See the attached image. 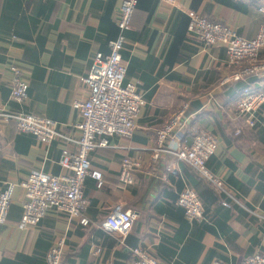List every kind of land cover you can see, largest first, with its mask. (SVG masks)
I'll use <instances>...</instances> for the list:
<instances>
[{
    "label": "crops",
    "instance_id": "obj_1",
    "mask_svg": "<svg viewBox=\"0 0 264 264\" xmlns=\"http://www.w3.org/2000/svg\"><path fill=\"white\" fill-rule=\"evenodd\" d=\"M122 1L0 0V114L49 119L64 136L76 139L74 127L81 119L72 103L87 97L81 79L97 54L109 53V43L119 34ZM262 2L177 0L170 6L138 0L121 58L124 84L135 85L145 105L129 139L110 137L109 147L89 155L90 169L101 174L103 183L98 187L95 180H84L86 226L48 211L36 226L18 229L24 201L20 184L33 170L70 174L59 161L64 150L76 148L62 139L42 144L19 132L15 120L0 116V191L14 185L7 220L0 225V264H45L47 251L62 238L61 264H132L136 249L162 264H242L251 255L264 256V106L255 128L230 118L244 89L258 93L264 86V72L221 86L223 78L245 65H228L224 47H206L187 31V13L195 12L250 39L262 21ZM12 65L28 86L22 104L10 98ZM184 105L177 138L163 148L190 145L200 130L214 135L217 147L207 169L224 191L170 153L160 151L153 158L157 131ZM125 157L140 163L127 187L118 182ZM186 188L202 204V221H188L176 203ZM117 204L136 215L123 242L100 227Z\"/></svg>",
    "mask_w": 264,
    "mask_h": 264
},
{
    "label": "built area",
    "instance_id": "obj_2",
    "mask_svg": "<svg viewBox=\"0 0 264 264\" xmlns=\"http://www.w3.org/2000/svg\"><path fill=\"white\" fill-rule=\"evenodd\" d=\"M174 6L177 0H158ZM138 0H123L120 7L117 28L118 36L109 43L107 55L97 54L87 76L81 80L87 88V97L72 103L73 109L80 116V122L75 125L78 133L76 139L64 136L57 123L49 119H41L32 115L0 114L5 120L13 119L19 132L34 136L40 143L48 145L56 139L71 142L75 152L64 150L59 164L68 170V175H47L33 170L27 179L20 184L24 191L22 214L17 225L25 230L36 226L48 211L64 215L69 221L78 219L82 226L88 224L85 216L89 201L83 193L84 180L91 178L101 187L102 178L98 171L90 169L89 155L96 148L110 146L108 138L118 137L129 139L135 129V119L140 109L145 105L142 95L135 85L124 84L126 66L122 62L121 50L124 44V32L130 29V20ZM262 21L254 37L245 39L239 36L231 27L219 22H213L195 12H188L189 24L187 31L206 47L221 45L225 49L227 64L234 66L244 64L238 72L223 78L220 85L236 82L245 77H258L264 72L261 53L264 51V2L258 7ZM12 101L22 104L27 98L28 86L21 80L17 67H10ZM264 106V86L258 93L246 88L236 101L231 112V121H239L248 128L258 125L257 113ZM187 105L172 117L156 133V148L153 158L158 152L170 153L175 160L186 163L209 184L224 191L223 183L207 169V161L214 154L217 139L211 133L200 130L194 136L190 145H176L174 149H164L168 139L177 138L175 131L182 127ZM237 134L239 131L236 132ZM97 137L99 140H97ZM180 142V141H179ZM140 168V163L131 158H123L120 163L118 182L123 187L133 183L134 172ZM14 185L9 183L0 191V225L7 220ZM177 205L184 211L188 221H202L204 210L196 193L184 189L179 193ZM222 206L228 207L225 202ZM136 215L123 210L117 204L113 206L101 224V228L110 234L117 235L123 242L130 232ZM64 239H60L50 248L45 256V264H61ZM132 264H162L143 250L134 251ZM110 264V263H109ZM221 264V263H214ZM242 264H264V256L254 254L246 257Z\"/></svg>",
    "mask_w": 264,
    "mask_h": 264
},
{
    "label": "trees",
    "instance_id": "obj_3",
    "mask_svg": "<svg viewBox=\"0 0 264 264\" xmlns=\"http://www.w3.org/2000/svg\"><path fill=\"white\" fill-rule=\"evenodd\" d=\"M189 19V18H188ZM188 24H189V20H188ZM188 27V26H187ZM125 33V32H124Z\"/></svg>",
    "mask_w": 264,
    "mask_h": 264
},
{
    "label": "rangeland",
    "instance_id": "obj_4",
    "mask_svg": "<svg viewBox=\"0 0 264 264\" xmlns=\"http://www.w3.org/2000/svg\"><path fill=\"white\" fill-rule=\"evenodd\" d=\"M264 63V62H263Z\"/></svg>",
    "mask_w": 264,
    "mask_h": 264
}]
</instances>
